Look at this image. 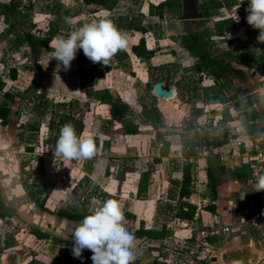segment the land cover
Listing matches in <instances>:
<instances>
[{
    "label": "rangeland",
    "instance_id": "1",
    "mask_svg": "<svg viewBox=\"0 0 264 264\" xmlns=\"http://www.w3.org/2000/svg\"><path fill=\"white\" fill-rule=\"evenodd\" d=\"M161 1L163 0H118L110 11L93 12L80 0H19L18 8L12 10L18 28L13 27V22L7 20L0 10V103L13 105L18 111L17 114H12V122L1 129L8 146L5 153L0 155V264H26L33 259L40 264H93L92 260L83 255L80 259L75 258L72 249L65 243L53 240V237L39 238L28 231V227L35 226L52 236L72 242L73 229L80 221L65 219L57 213L43 210L38 202L50 191L54 182L63 181L64 175L68 177L66 186L72 189L69 197L64 200L68 209L80 211L84 208L87 215H90L108 199L119 202L125 215V226L136 237V261L138 264H150L158 258L165 238L186 233L187 229L176 220L175 212L181 201L180 183L177 179H181V168L187 162L192 164L191 173L195 177L192 179L193 194L187 200L196 203L200 214L206 209L205 205L209 204L204 199L210 194V189L200 182V173L208 160L220 164L221 153L214 146H208L205 140L218 141L222 138L221 141L229 149L232 145L240 149L241 143H249L250 146L255 143V138L247 134L243 124L245 118L240 117L235 107L223 105L221 108L220 104H214H224L235 93L242 96L244 77L252 81L255 79L251 70L245 69L241 62L233 64L235 72L227 79L231 82V88L235 87L236 90L222 89L215 77L205 70L201 73L184 71L185 66L196 61L177 39L186 30L203 31L205 26H213L212 21L222 18H213L208 11L209 20L205 24L190 22L192 20L185 22L181 19V8L177 5V0H169L171 6L167 7L163 18L151 16L149 4ZM198 1L203 3L208 0ZM221 1L226 8L219 12V17H230L232 22L225 28L227 36L217 53L236 50L245 52L248 48L255 47L244 32L246 26H241L247 17L243 11L246 8L245 0L242 4V0ZM237 4H241L242 9L236 12L240 18L239 23L235 22L236 10L232 7ZM65 18L71 19V25L65 22ZM101 19L112 20L118 29L125 22H131L132 29L124 30L129 38L125 50L128 55L124 57L122 54L124 58L121 56V59L114 56L109 66L105 67L93 64L81 49L77 51L70 70L65 71L62 66L57 69V61L52 55L56 38L67 37L83 24ZM137 27L145 30L135 29ZM30 28L42 34L48 33L51 28L54 34L49 49L42 55L37 66H34L30 47L23 37V32ZM212 30L216 31L217 27H212ZM141 37H145L148 45L157 50L151 59L141 60L131 53V43H138ZM213 49L214 47L210 48ZM259 49L264 50L263 46ZM81 63L93 67L95 86L84 88L81 85L78 73V65ZM12 69L16 70V78L13 77ZM34 73L39 81L40 97H31L35 92L30 87ZM160 80L166 81L168 87L175 89L177 83L181 82L185 90L179 100L189 101L193 110L189 113L178 110L176 102L156 96L153 88ZM106 89L114 100L121 99L129 105L126 117L141 124L139 133L123 135L115 132L120 124L111 117L109 106L100 104L89 136L99 149L97 155L91 160L79 161L54 158L59 137L58 115L80 108L87 109L89 102L97 104V99L92 95ZM5 91L15 95L22 93L27 98L23 100L17 97L13 104L3 96ZM40 101L46 114L34 109ZM144 105L148 110L155 106L161 112L157 129L146 123L143 117ZM201 105H204L202 109L209 114L206 127L201 126L196 119L197 109ZM225 107L230 110L229 124H222ZM33 124L39 125V129L31 130L29 125ZM209 124L212 128L207 130ZM222 125L228 126L220 137L218 133ZM241 126L243 128L237 130ZM158 133L162 135L158 137ZM150 136L156 137L151 156L137 155L138 140L148 139ZM164 137L170 141L173 156L158 163L153 161V157L160 154L159 147ZM192 141L198 143L194 157L189 154ZM29 147L33 151H29ZM180 151L184 157L180 156ZM190 158L194 160L191 162ZM127 167L135 170L137 178L142 171L151 169L148 189L141 195L135 186L130 188L128 195L122 194L121 183L127 176ZM159 171L164 173L161 180H158ZM204 179L209 181L206 176ZM62 202L59 201L55 206L56 211ZM140 228L165 229V236L161 239H152L146 235L138 237L137 231Z\"/></svg>",
    "mask_w": 264,
    "mask_h": 264
},
{
    "label": "trees",
    "instance_id": "2",
    "mask_svg": "<svg viewBox=\"0 0 264 264\" xmlns=\"http://www.w3.org/2000/svg\"><path fill=\"white\" fill-rule=\"evenodd\" d=\"M85 5H87L93 12L105 10H112L118 0H80ZM197 1V0H196ZM199 7L205 12V17L199 20H192L190 22H200L205 24L208 22L209 17L207 12L214 8H221L224 6V2L208 0L203 3L197 2ZM20 2L19 0H9V1H0V10H2L3 14L6 16L7 20L13 22V27H17L16 22L14 21V17L12 15V10L17 9ZM177 5L181 7V1L177 0ZM171 6L169 0H163L157 4L150 3L149 4V14L151 16H157L163 18L166 14L167 7ZM188 22V20H184ZM25 21H23L24 23ZM122 22V20H121ZM213 26L217 27V30H212V27H206L203 31H191L186 30L180 39H177L181 46L185 48L192 59L196 61V63L185 66L184 71H194V72H202L206 71L207 74L215 77L217 82L220 84L222 89H229L232 87L230 80H228V76L235 72L234 63L241 62L247 69L254 68V66L261 64L263 55L256 54L253 50H247L243 53L238 51H223L221 54L217 53L218 50L222 48L223 42H225V38L227 36V32L225 30V20H216L212 21ZM18 28V27H17ZM132 29L131 22H125L121 31L124 32L126 29ZM137 30L144 31L143 27L135 28ZM52 29L48 30V33H37L32 28L27 29L23 32V37L25 42L30 47V51L32 53V57L34 60V66L39 65L41 62L42 55L49 49L53 39L54 34L51 32ZM247 34L252 36L259 34L258 30L253 29L252 27L247 29ZM221 37L220 39H218ZM214 47L213 50H210L211 47ZM131 53L141 60L151 59L155 53L156 49L150 47L147 43L145 37H141L138 43H131L130 45ZM125 57L128 55L127 51L122 50L116 54V57L121 56ZM122 56V57H123ZM123 57V58H124ZM13 77L16 78V70L12 69ZM78 73L81 80V85L84 88H90L95 86L96 79L93 75V67L87 66L85 63H81L78 65ZM30 87L35 91L32 96L40 97V93H38L40 89L39 81L37 79V75L34 73ZM184 91L183 88L178 89L179 95ZM4 96L9 99L12 103L16 102L17 97L22 98L23 100L27 98L26 95L19 93L15 95L8 91L4 92ZM94 96L98 103L94 104L92 102L88 103V108H80L71 113L59 114V122L57 124V130L60 132V129L65 124H72L76 130L78 136L82 138H87L91 134V128L93 126V120L95 114L99 113V105L106 104L109 106L110 115L113 119H115L120 127L116 129L115 132L121 133L123 135H136L139 133L141 124L132 118L126 117L127 112L129 111V105L121 101V99L114 100L113 95L109 92L108 89L99 91L94 93ZM180 97H175L171 99L172 102H176L177 108L183 110L184 112H191L193 107L189 101L183 102L179 100ZM235 98V96H234ZM179 101V102H178ZM178 102V103H177ZM34 109L36 111L41 112L42 114H46V111L43 109L41 105V101L39 104H36ZM198 115L196 119L199 124H202L203 121L207 120V115L203 113L201 109H197ZM17 110L14 109L13 106H8L0 103V129L6 127L11 122L12 114H17ZM246 115L245 125L247 127V131L251 134H257L263 130L261 118L257 112V110L253 107L247 108L244 110ZM143 117L146 123L150 124L155 129L158 128V122L160 121L162 115L159 109L155 106L148 110V107L144 105V113ZM200 117L202 119H200ZM31 130L39 129V125L33 124L29 125ZM162 134L158 133V137ZM158 139V138H157ZM159 140V139H158ZM163 145L161 146V156L155 157V162H161L162 157L168 155L170 149V142L164 140ZM208 146L212 145L214 147L222 145L219 141H209L205 140ZM155 140L153 138L148 139H140L137 142V154L140 156H148L150 154L152 147L155 146ZM192 150L190 153H194L195 143H190ZM28 150H32L31 147ZM244 166H237L235 169V174L238 178L250 177V174L244 170ZM127 176L121 183V192L123 195H128L130 188L135 186L137 188V192L141 195L143 192L148 189V182L151 176V170L142 171L139 177H135L134 169L127 167L126 169ZM208 176L212 178V173L208 170ZM213 180V179H212ZM212 196L215 198L216 188L215 183L211 185ZM72 189L58 183L50 193L46 194L43 200L39 203L40 207L43 210H47L50 213H57L59 216L70 219V220H78L81 221L85 216H87V212L84 208L80 211L68 209L64 200L69 197ZM193 193L192 186V174H191V164L188 163L183 168V177L180 180V190H179V198L180 203L178 204L177 210L175 212V216L182 219H192L196 213L197 206L193 203L189 202L187 199ZM109 200V199H108ZM59 201H63L57 211L54 209ZM29 233L37 236L39 238H48L53 237V240L61 241L66 245L70 246L72 249L73 242L65 241L59 239L57 236H52L47 232L42 231L35 226L28 227ZM148 236L150 238H163L165 236V229L156 230V229H144L140 228L137 231L138 237ZM82 255L91 260L92 253L88 250H84ZM26 264H40L36 260H31Z\"/></svg>",
    "mask_w": 264,
    "mask_h": 264
},
{
    "label": "crops",
    "instance_id": "3",
    "mask_svg": "<svg viewBox=\"0 0 264 264\" xmlns=\"http://www.w3.org/2000/svg\"><path fill=\"white\" fill-rule=\"evenodd\" d=\"M238 5L239 4L232 6L233 10H236L238 8L237 7ZM224 6H225V4H224ZM224 6L221 8H214V9L209 10V14L213 18H222V20H225L226 21L225 28H226L227 25L232 22V19L230 17H227V16L219 17L220 16L219 12H222V10H225V8H226ZM237 10H240V8H238ZM241 26H243V27L246 26V29L244 31L246 33H247V29L251 28V26L248 25L246 19H244L242 21ZM257 35L258 34L252 35V36L248 35V38L254 42V45L256 48H259L260 46L258 45L257 40H256ZM255 47H251V48L247 49V50H249V49L253 50L256 54L263 55L261 64L254 66V68L248 69V70H251V74H254L255 79L252 81L250 78L244 77V81H243L244 83L242 85V87H243L242 96L239 97L238 93H235V94H232L230 96V98L224 104L222 102H220V103L215 102L214 103V104H217V106H219L218 104H220L222 106L221 108H223V105L224 106L225 105H227V106L231 105L230 106L231 108L235 107V109L240 114V117L245 118L243 120V124L246 128V131H247V127L245 125L246 115L243 114L244 110L247 108H251V107L255 108L257 110L260 118H261L263 130L257 134H254V135H251L247 131L248 135L255 138V143L252 146H250L249 143H246V144L241 143L239 145L240 149L234 148V145H232V148L229 149V148H227L226 143L224 144L221 141V140H223L222 138L218 139V141L221 142L222 145L217 146L215 148L218 149L221 153L220 154L221 163L217 164V163H213L212 161L208 160V162L205 165L204 170H203L204 174H203V172L200 173V174H202L201 175L202 177H200V178H202L200 180V182L203 183V185H208V187L210 189V194L206 197V199H204L205 202H209V204L205 205L206 209H204L201 214H200V211H198V207H197L196 213H195L193 218L196 219V222L199 223L200 225H206V224H210L214 221H219V222L224 223V224H229L232 227L231 232L227 236H225L224 238H222L220 240H213L211 242V244H210V246H211V248H210L211 257H210V260L208 261L207 264H264V225L261 229L255 230V229H252L251 227H249L248 224L239 223V219L242 215L246 216V217L250 216V214L253 211L258 209L261 201L264 200V191L254 192L255 183L257 182V179L253 173L254 168L252 165H256V161L254 162V161L249 160V156L255 155L256 153H258L259 150L264 153V50L257 51V49ZM240 53H243V52H240ZM243 67H245V66H243ZM257 67H258V69H257ZM245 69H247V68L245 67ZM258 71H260L259 72L260 74L258 73ZM261 72H263V73H261ZM183 75H184V73H183ZM210 76H212V75H210ZM181 78H184V77L182 76ZM160 81L165 83V85H164L165 88H167V89L170 88L167 86L166 81H164V80H160ZM160 81H158V82H160ZM179 88H183L185 90L184 85H182L181 82H178L177 87H176L177 95H175L173 98L180 97L181 94L184 92L183 91L179 95V93H178ZM231 89L236 90L235 87L231 88ZM3 96H4V93H3ZM234 96H235V98H234ZM4 105L13 106L10 104H4ZM201 106L202 107L198 108V109H201L203 111V113L207 115V120L203 121L201 126L206 127V123H207V121H209V118H208L209 114L202 109L204 107V105H201ZM228 108L229 107L224 108L225 117L223 119L222 124H229L228 120L230 119V117H229L230 116L229 115L230 110ZM176 109L181 110L179 108H176ZM11 122H12V119H11ZM227 126L222 125L219 128L218 135L220 137L223 136V134H224L223 132L227 129ZM210 128H212V125L209 124L207 126V130H210ZM240 128H243V126L238 127L237 130ZM150 138H153V140H155L156 137L150 136ZM164 140L167 141L169 139H167V138L165 139V137H164V139H162V142H161L162 145L164 143L163 142ZM214 141H217V139ZM197 144L198 143H195V147L197 146ZM7 146H8L7 138L3 137V133L0 129V155L2 153H5L4 151H6ZM170 147H171V145H170ZM210 147H212V145H210ZM153 148H155V147H152V149ZM159 148H161V147H159ZM261 148H262V150H261ZM152 149H151V152H152ZM233 149H235V150H233ZM29 151H33V148H32V150H29ZM160 151H161V149H160ZM237 151H240L241 153L246 155V157L244 158V162H241V164L238 163L239 161H236V159L232 157V154L236 153ZM151 152H150V154H148V157L151 156ZM24 153H30V152H24ZM178 153L180 154V156L184 157V154L182 151H180ZM179 154L177 156L178 157L177 162H179V157H180ZM189 154L191 155L190 157H194L196 155L195 148H194V153H189ZM160 156H161V152L159 155L153 157V161H154L155 157H160ZM169 156L170 157L173 156V154L170 152V149H169L168 155L163 156L162 160L169 158ZM143 157H146V156H143ZM190 160L192 162L194 160V158H190ZM158 163H160V162H158ZM188 163L189 162H187L186 164H188ZM237 166H240V167L244 166L245 167L244 170L247 173L250 174V172H251L250 177H244L243 176L242 178H238L235 174V169ZM130 168H132V167H130ZM183 168H181V171H182V175L180 177L181 179L183 177ZM148 170H151V169H148ZM208 170L212 173V178H210L208 176ZM191 171H192V164H191ZM159 172L160 173H157L158 180H161L164 177V173L161 171H159ZM259 174H260V176L264 175V164L259 166ZM178 175H180V173H178ZM205 176L209 179V181H205V179H204ZM150 178H151V176H150ZM194 178L195 177L192 176V179H194ZM181 179H177V181L180 183ZM149 181H150V179H149ZM58 183H60L64 186H66V184H67L66 182H63V181L54 182L51 185V189L48 193H50L51 190ZM192 183H193V181H192ZM212 183H215V188H216L215 198H213V196H212V190H211ZM148 186H149V182H148ZM241 193H245V195L243 197H241ZM43 198L38 202H41L43 200ZM192 203L194 205H196V203H194V202H192ZM65 219H67V218H65ZM148 229H151V228H148ZM41 230L43 231L44 229H41ZM156 230H158V229H156ZM152 239H161V238H152ZM135 264H138V261H136Z\"/></svg>",
    "mask_w": 264,
    "mask_h": 264
},
{
    "label": "clouds",
    "instance_id": "4",
    "mask_svg": "<svg viewBox=\"0 0 264 264\" xmlns=\"http://www.w3.org/2000/svg\"><path fill=\"white\" fill-rule=\"evenodd\" d=\"M237 9L235 22L239 23ZM245 11L248 25L259 32L258 43L264 44V0H250ZM65 22L72 23L70 18H65ZM128 43V35L112 20L101 19L83 24L67 37H57L52 55L57 61V69L62 66L65 71L70 70L77 51L81 49L93 64L108 67L118 52L127 49ZM98 151L92 137L78 136L74 126L68 123L60 129L53 156L68 161L91 160ZM261 191H264V175L255 183L254 192ZM244 195L241 193V197ZM72 237L71 251L75 258H82L83 251L88 250L92 253L93 264H135L138 259L136 237L125 226L124 212L116 200L103 202L92 214L85 216L73 229Z\"/></svg>",
    "mask_w": 264,
    "mask_h": 264
},
{
    "label": "built area",
    "instance_id": "5",
    "mask_svg": "<svg viewBox=\"0 0 264 264\" xmlns=\"http://www.w3.org/2000/svg\"><path fill=\"white\" fill-rule=\"evenodd\" d=\"M249 2L250 0H245L246 8ZM239 6L240 4L237 7ZM245 9L243 11L248 15ZM240 11H242L241 8ZM258 45L264 48V44L258 43ZM232 157L241 164V162H244L246 155L237 151L232 154ZM249 160L256 161V165L252 166L254 168L253 173L258 180L260 177L259 166L264 164V153L259 150L255 155L249 156ZM62 179L63 182H65L68 180V177L64 175ZM175 218L187 229L186 233L184 235L176 234L175 237L174 235H169L168 239L165 238L161 246L162 249L160 253H158V258L150 264H207L211 257V242L224 238L232 230L231 225L219 221H214L206 225H199L194 218ZM239 223L248 224L249 227L255 230L261 229L264 225V200L261 201L258 209L253 211L250 216L246 217L242 215L239 219Z\"/></svg>",
    "mask_w": 264,
    "mask_h": 264
},
{
    "label": "water",
    "instance_id": "6",
    "mask_svg": "<svg viewBox=\"0 0 264 264\" xmlns=\"http://www.w3.org/2000/svg\"><path fill=\"white\" fill-rule=\"evenodd\" d=\"M181 1V19L182 20H199L205 17V12L199 7L196 0H180ZM165 83L160 81L154 85L153 93L164 99H172L175 96L176 89L165 88ZM44 231V230H43Z\"/></svg>",
    "mask_w": 264,
    "mask_h": 264
},
{
    "label": "flooded vegetation",
    "instance_id": "7",
    "mask_svg": "<svg viewBox=\"0 0 264 264\" xmlns=\"http://www.w3.org/2000/svg\"><path fill=\"white\" fill-rule=\"evenodd\" d=\"M136 263V262H135Z\"/></svg>",
    "mask_w": 264,
    "mask_h": 264
}]
</instances>
